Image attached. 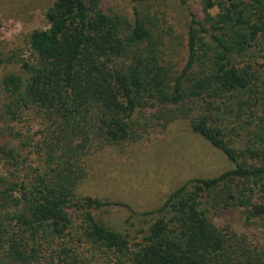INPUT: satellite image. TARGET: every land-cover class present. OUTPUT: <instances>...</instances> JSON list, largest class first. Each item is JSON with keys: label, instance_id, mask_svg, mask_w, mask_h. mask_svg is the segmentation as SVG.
Segmentation results:
<instances>
[{"label": "trees", "instance_id": "1", "mask_svg": "<svg viewBox=\"0 0 264 264\" xmlns=\"http://www.w3.org/2000/svg\"><path fill=\"white\" fill-rule=\"evenodd\" d=\"M145 1L128 0L127 18L101 0H54L47 29L30 35L33 61L0 77L1 121L29 116L33 127L9 130L18 145L0 147V264H264L246 238L207 218L243 208L264 220L255 202L264 193V0H201L204 19L190 16L178 73L161 57L154 18L139 10ZM151 117L162 128L189 118L233 169L186 182L159 208L131 212L142 218L136 230L114 231L97 213L121 204L77 195L84 161L136 141Z\"/></svg>", "mask_w": 264, "mask_h": 264}, {"label": "rangeland", "instance_id": "2", "mask_svg": "<svg viewBox=\"0 0 264 264\" xmlns=\"http://www.w3.org/2000/svg\"><path fill=\"white\" fill-rule=\"evenodd\" d=\"M53 1L0 0V77L20 75V61H33L30 35L47 29L44 14ZM100 4L106 13L130 18L128 0H101ZM139 10L154 18V34L163 41L161 57L170 70L178 73L185 63L190 16L204 19L201 0H187L185 5L178 0H146ZM4 103L5 97L0 94V117ZM196 107L193 104L191 109ZM150 120L151 127L138 130L136 141L93 151L84 161L85 178L78 185L77 195L121 204L97 213L114 231L136 230L142 218L131 216V212L140 214L159 208L171 192L186 182L212 179L233 169L223 153L191 131L189 118L179 117L164 128L154 126L152 117ZM31 122L29 116L16 123H5L0 118V147L17 146L8 140L9 130L33 133ZM3 174L6 168L0 162V175ZM255 202L264 205V193L258 194ZM207 218L222 233L243 236L251 248L264 254V220L250 218L243 208L211 211ZM59 243L62 245V240Z\"/></svg>", "mask_w": 264, "mask_h": 264}]
</instances>
